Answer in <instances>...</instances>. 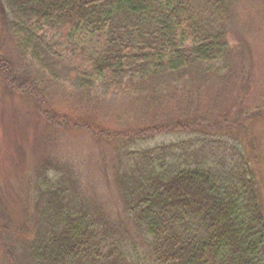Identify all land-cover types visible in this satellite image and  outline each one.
<instances>
[{
	"label": "trees",
	"instance_id": "1",
	"mask_svg": "<svg viewBox=\"0 0 264 264\" xmlns=\"http://www.w3.org/2000/svg\"><path fill=\"white\" fill-rule=\"evenodd\" d=\"M232 1L0 0L26 76L1 54L0 75L47 125L91 132L50 106L55 79L44 58L69 67L84 112L97 110V85L133 95L143 124L97 136L115 145L113 182L124 214L146 237L148 264H264V173L248 130L262 106L204 96L208 84L240 93L249 84L246 54L226 39ZM167 80L174 96L158 88ZM72 166L41 160L20 228L25 254L32 264H125L117 227L83 196ZM11 224L0 206V233ZM5 256V264H21L13 248Z\"/></svg>",
	"mask_w": 264,
	"mask_h": 264
},
{
	"label": "rangeland",
	"instance_id": "2",
	"mask_svg": "<svg viewBox=\"0 0 264 264\" xmlns=\"http://www.w3.org/2000/svg\"><path fill=\"white\" fill-rule=\"evenodd\" d=\"M1 10L4 9L0 4V54L11 62L15 74L25 77L26 68L19 61L13 30ZM224 28L230 46L239 45L246 54L244 62L249 84L244 93H240L236 85L216 87L208 84L204 96L212 98L218 93L223 102H238L248 107L261 104L262 107L254 111L248 130L264 173V0H233L232 17ZM25 58L36 61L29 50ZM44 59L55 79L50 106L67 115L68 122L75 123L76 128L88 125L91 132L73 130L71 125L70 130L47 125L30 98L10 90L0 75V206L12 223L11 227L7 225L3 229L7 237L0 233V264L7 260V247L13 248L21 264H32L25 254L20 228L28 224L36 196L35 177L45 157L73 163L82 181L83 196L95 199L105 218L117 227L114 237L120 239L125 264H148L144 259L146 237L143 233L136 234L134 225L124 214L121 195L113 182L111 165L115 145L97 136L98 132L116 134L141 126L144 121L139 113L141 110L137 109L133 95L121 87L108 90L100 85L94 90L101 98L96 111L87 113L76 108L73 95L77 88L68 73L69 67L58 58ZM238 59L239 56L235 58ZM158 88L163 97L179 92L168 80L158 84ZM136 256H140L138 261Z\"/></svg>",
	"mask_w": 264,
	"mask_h": 264
}]
</instances>
